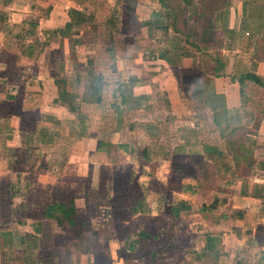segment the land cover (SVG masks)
Segmentation results:
<instances>
[{
    "label": "crops",
    "instance_id": "1",
    "mask_svg": "<svg viewBox=\"0 0 264 264\" xmlns=\"http://www.w3.org/2000/svg\"><path fill=\"white\" fill-rule=\"evenodd\" d=\"M201 1L0 0V189L26 199L92 169L100 186L124 167L141 194L122 245L145 264H264V0L223 1L198 38L210 30ZM130 14L137 46L113 55L114 70L87 68L89 29ZM97 76L100 101H85ZM11 236L5 249L24 247Z\"/></svg>",
    "mask_w": 264,
    "mask_h": 264
},
{
    "label": "rangeland",
    "instance_id": "2",
    "mask_svg": "<svg viewBox=\"0 0 264 264\" xmlns=\"http://www.w3.org/2000/svg\"><path fill=\"white\" fill-rule=\"evenodd\" d=\"M223 1L228 3L227 0H212L211 3L208 2L205 6H202V11L206 9L212 13L215 8L211 5L217 4L219 6V4H223ZM202 15H204V12H202ZM121 17L118 18L117 25L113 26L112 29L105 26L104 28L97 26L89 29L87 37L93 64L87 66V68L96 69L97 71L113 69L114 54L119 52L126 55L127 52H132L133 45L137 46L136 43H130L133 40L132 37L136 38L137 41L138 23L136 19H133L130 14L124 17L128 19V24H125L123 23V17L122 19ZM189 18L194 19L191 16ZM201 20L208 25L207 28H210V30L196 28L192 32L194 34L196 32L198 38H207L208 33L212 30L213 22L210 17H204ZM126 25H128V28ZM125 34H128L126 37L129 38L123 37ZM126 42L127 44H124ZM134 49H137V47ZM260 54L264 55V44L260 49ZM254 95L259 96L258 94ZM103 113L104 126H99L101 129L98 130L97 135L101 140L98 144L100 145L99 152L102 155H108L112 149L107 144V139L116 118L110 114V110ZM99 159L101 158L99 157ZM109 160L117 162L119 157L109 156ZM120 166L122 165L120 164ZM121 170H123L122 173ZM125 170L124 167L123 169L120 167L115 175L110 171V176L104 177L105 182H102L100 186L94 183V180L89 181L88 178L68 179L72 183L77 182L78 187L75 188L72 184L67 185V187L59 184L54 186V188L60 189L62 194H68L70 190L74 192L76 210L80 216L86 219L87 226L83 227H71L67 223L58 224L55 219H48L44 216V220H39V222H34L35 220L31 219L42 212L41 208L46 207L44 204L35 206L31 201L34 202L35 199L41 202L46 201V198L52 201L51 192L53 189L37 190L32 194L33 197L28 192L26 199L16 198L15 200L10 196L11 190L5 187V189H0V264H36V262H39V264H78L80 261L78 251L81 249L90 250L92 257L90 256L89 259L92 260V264H95L101 258L111 260L112 264H116L120 260L122 261L121 264H134V260L138 261L136 264H145L144 258L147 256L145 251L139 249L138 252H128L122 245L132 228L136 227L133 224L138 223L133 222L130 218V205L139 199L141 194L139 188L134 185L136 181L130 183L131 175L126 173L128 171L125 172ZM5 180H8V178ZM108 181L113 185L107 186L106 182ZM45 193H48L50 197H46ZM105 194H107V197H105ZM36 224L42 227V229L39 228L40 232H37L38 236L33 234L31 228V225L35 227ZM144 231L148 232L145 226ZM140 232H143V230H140ZM15 234L25 240L24 247L13 250L5 249L1 239L3 240ZM35 236L37 239L34 238ZM95 256L98 257L97 260Z\"/></svg>",
    "mask_w": 264,
    "mask_h": 264
},
{
    "label": "trees",
    "instance_id": "3",
    "mask_svg": "<svg viewBox=\"0 0 264 264\" xmlns=\"http://www.w3.org/2000/svg\"><path fill=\"white\" fill-rule=\"evenodd\" d=\"M208 2L211 3L212 0H203L201 1V4L202 6H204ZM211 6L215 8V10L218 7L217 4H213ZM213 13H204L205 14L204 16L210 17V15H212ZM97 79L98 81L96 84L90 85L88 87V90H90V92H86V96H84L85 101H90L95 99L100 101V98L98 99L97 96L102 86L103 77L97 76ZM93 177L94 175L92 169L89 172L87 178L89 181L91 180L93 181ZM51 195L53 197V200L51 201V203L47 204L46 207L44 208L43 216L45 218L55 219L58 224H62V225L63 223H67L71 227L87 226L85 217L80 216L76 210L75 201H74V192L70 190L68 194H62L60 189L53 188ZM95 258L96 260L98 259L97 256H95ZM95 264H112V262L107 258H101L98 259Z\"/></svg>",
    "mask_w": 264,
    "mask_h": 264
}]
</instances>
